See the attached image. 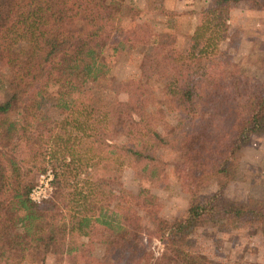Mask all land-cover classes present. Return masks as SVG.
I'll return each mask as SVG.
<instances>
[{
    "label": "trees",
    "instance_id": "trees-1",
    "mask_svg": "<svg viewBox=\"0 0 264 264\" xmlns=\"http://www.w3.org/2000/svg\"><path fill=\"white\" fill-rule=\"evenodd\" d=\"M239 1L264 11L261 0H210L176 47L132 0H0V264H220L190 249L200 227L248 225L264 235V198L223 194L238 152L264 137V85L239 91L238 67L218 48L229 5ZM126 48L142 54L137 94L119 102L86 90ZM151 77L164 82L160 97L144 81ZM49 87L55 120L46 113ZM165 110L176 125L162 119ZM174 147L188 204L167 221L149 189L166 185L157 152ZM124 168L138 180L135 193L121 185ZM47 169L52 193L34 204L28 193ZM212 182L217 190L203 194ZM145 231L161 244L157 258L142 243ZM93 243L100 258L87 255Z\"/></svg>",
    "mask_w": 264,
    "mask_h": 264
},
{
    "label": "rangeland",
    "instance_id": "rangeland-1",
    "mask_svg": "<svg viewBox=\"0 0 264 264\" xmlns=\"http://www.w3.org/2000/svg\"><path fill=\"white\" fill-rule=\"evenodd\" d=\"M132 2L139 8L142 19L149 22L155 32L166 36L176 47L182 46L186 36L191 35L201 24L200 11L210 4V0H132ZM162 9L171 14L168 19L161 13ZM226 24L227 37L218 44V48L238 67V90L245 92L253 85H264V46L261 44L264 42V11L254 9L245 1L231 3ZM141 55V50L136 48H126L123 52L115 54L108 65V76L85 83V89L104 100L125 102L129 94H137L135 90L139 79L137 67ZM144 81H147L157 97H160L159 91L163 88L164 82H156L152 77L144 78ZM53 90V87L47 90L46 113L55 120L59 118L58 112L53 106V98L48 96ZM3 95L0 89V99ZM148 109L151 110V107ZM162 119L170 125H176L178 116L165 110ZM220 120L219 113L215 124L218 125ZM157 156L166 163L167 183L163 189H149V193L154 196L153 203L157 214L162 219L171 221L184 214L188 197L183 193L173 172V165L179 160L175 147L160 149ZM237 158L235 176L224 187V196L237 202H245L249 198L263 199L264 137L253 136L250 144L238 152ZM38 175L35 176V180L38 179ZM138 184L131 170L124 168L121 174L123 189L135 193ZM216 190L217 185L212 182L202 193L209 195ZM138 215L142 216V229H145L147 227L145 214L138 211ZM142 243L153 257L157 258L160 255L161 244L149 237L146 231L143 232ZM190 249L220 264H264V235L248 225H240L228 233L218 232L208 225L200 227L190 236ZM87 253L96 258L102 255L96 243L92 244ZM45 264L68 263L64 258L58 262L53 257Z\"/></svg>",
    "mask_w": 264,
    "mask_h": 264
},
{
    "label": "built area",
    "instance_id": "built-area-1",
    "mask_svg": "<svg viewBox=\"0 0 264 264\" xmlns=\"http://www.w3.org/2000/svg\"><path fill=\"white\" fill-rule=\"evenodd\" d=\"M35 184L28 193V199L34 204H40L43 200L50 197L52 193L51 181L53 173L50 169L40 173Z\"/></svg>",
    "mask_w": 264,
    "mask_h": 264
}]
</instances>
